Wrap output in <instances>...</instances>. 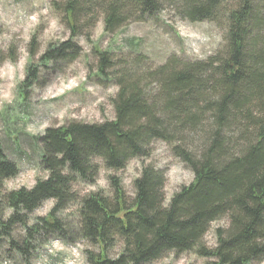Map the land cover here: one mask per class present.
Listing matches in <instances>:
<instances>
[{
	"label": "trees",
	"instance_id": "obj_1",
	"mask_svg": "<svg viewBox=\"0 0 264 264\" xmlns=\"http://www.w3.org/2000/svg\"><path fill=\"white\" fill-rule=\"evenodd\" d=\"M165 6L193 23L226 18L224 52L201 64L171 58L143 75H117L115 121L70 122L36 137L39 165L48 175L31 189L5 192L19 167L0 147V257L6 244L28 257L42 240L56 237L68 245L87 242V264H151L186 252L215 259L213 264L264 261V0H65L56 11L70 39L48 46L39 65L28 67L18 92L25 99L29 88H42L46 78L64 74L81 57L77 38L83 22L93 29L103 18L104 34H113ZM97 57V77L105 83L112 58ZM155 79L158 90L151 94L144 82ZM205 115L211 116V132L203 127ZM189 136L201 138L196 152L186 146ZM156 141L168 144L194 174L167 206L165 172L152 165L134 181L132 200L116 177L109 178L112 197L97 192L81 198L74 192L78 182L96 183L97 160L121 171L131 160L150 158ZM48 201H54L48 216L29 227L31 214ZM72 205L73 225L61 219ZM222 219L229 225L217 231L216 247H205L203 237ZM18 226L26 230L23 239L14 236Z\"/></svg>",
	"mask_w": 264,
	"mask_h": 264
},
{
	"label": "rangeland",
	"instance_id": "obj_2",
	"mask_svg": "<svg viewBox=\"0 0 264 264\" xmlns=\"http://www.w3.org/2000/svg\"><path fill=\"white\" fill-rule=\"evenodd\" d=\"M64 1L0 0V147L2 153L19 167L18 175L5 182L7 193L31 189L38 180L46 179L48 174L39 165L41 143L36 137L42 136L48 128L70 122L101 124L115 121L112 100L118 92L114 82L117 75L124 71L135 77L143 75L159 69L171 58L178 63H205L221 55L226 47V18L221 17L219 24L211 21L193 23L180 19L168 6L155 15L145 16L140 22H128L113 34H104L103 18L93 29L83 22L84 30L77 38L83 50L81 57L68 66L64 74L46 78L42 88L25 90L27 95L22 99L18 87L25 80L28 67L39 65L38 58L49 45L57 47L70 39L71 32L64 23L63 14L56 11L57 4ZM99 53H108L112 58L105 83L97 77ZM144 83L151 85V94L155 93L156 79ZM202 120L207 132L214 130L210 115H205ZM201 145V138L193 136L186 146L196 152ZM152 149L150 158L131 160L121 171L108 170L104 162L97 160L100 172L96 183L78 182L73 187L74 192L81 198L97 192L112 197L109 178L116 177L121 180L128 199L132 200L134 181L144 166L152 165L165 172L167 206L176 193L192 183L194 174L172 154L168 144L156 141ZM53 203L45 202L35 210L29 217V227L39 218L47 217ZM76 210L75 205L68 207L61 219L75 224ZM228 225V219L212 223L203 237V245L213 250L217 245V231ZM25 231L18 226L14 236L23 239ZM4 246L0 264H87L84 255L91 248L85 241L68 245L56 237H47L34 253L22 257L17 251H9L7 244ZM213 263H216L215 259L186 252L179 256L169 255L151 264ZM252 264H264V261Z\"/></svg>",
	"mask_w": 264,
	"mask_h": 264
}]
</instances>
